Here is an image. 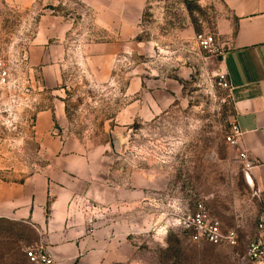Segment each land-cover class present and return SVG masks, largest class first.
<instances>
[{
    "label": "rangeland",
    "instance_id": "374dc122",
    "mask_svg": "<svg viewBox=\"0 0 264 264\" xmlns=\"http://www.w3.org/2000/svg\"><path fill=\"white\" fill-rule=\"evenodd\" d=\"M105 9L104 0H0V56L9 63L26 54L33 73L50 69L53 59L34 66L31 48L39 37L36 42L53 48L64 43L60 72L69 75L63 87L71 90V105L83 100L96 107L97 117L118 116L131 82L124 75H133L134 102L143 100L131 127L121 124L124 120L109 123L110 136L103 135V121L89 129L92 144H107L114 154L112 181L123 188L132 179L134 198L131 208H115L111 222L75 224L77 240H87L86 249L100 243V264H243L245 239L263 219L259 197L225 141L235 111L230 90L220 85L221 75H227L220 55L196 42L200 33H217L222 6L164 0L140 12L133 8L129 31L119 25V16L111 28ZM120 11L114 8L115 14ZM113 43L118 46L111 59L98 47ZM89 75L118 77L97 81ZM33 99L31 93L21 95L17 106L6 102L0 119L7 125L19 121L30 114ZM144 179L148 190L141 192ZM200 203L219 219L224 234L237 232V247L191 240L175 219ZM35 244L30 226L0 220V264H30L25 250Z\"/></svg>",
    "mask_w": 264,
    "mask_h": 264
},
{
    "label": "crops",
    "instance_id": "0c3cea01",
    "mask_svg": "<svg viewBox=\"0 0 264 264\" xmlns=\"http://www.w3.org/2000/svg\"><path fill=\"white\" fill-rule=\"evenodd\" d=\"M104 1L106 23L113 28L115 16H119V25L129 31L133 22L127 16H132L133 8L140 12L164 0ZM188 1H211L223 8L216 21L223 51L221 63L228 75L235 120L242 133L240 147L254 162L247 185L258 194L264 218V0ZM116 7L122 11L115 14ZM36 41L31 48L34 66L52 59L56 65L34 72L35 102L29 107L30 114L9 125L0 119V220L30 226L37 233V244L43 243L58 264H100V243L86 249L87 240H77L75 224L115 220L112 214L117 206L132 207L133 181L130 179L129 186L123 188L112 181L114 154L107 144L98 142L96 148L89 129L103 121V135L110 136L113 132L109 131V123L124 120L121 124L131 127L140 116L143 100L134 102L133 75H124L131 82L123 90L125 104L118 116L109 118L100 113L97 117L96 107H89L83 100L71 105V90L63 87L69 75L60 72L67 45L53 48L47 42ZM117 46L113 43L98 48L108 51L103 53L112 59ZM89 76L97 81L118 77ZM77 89L79 96H86L84 90ZM147 190L148 181L144 179L140 191ZM106 209L111 211L102 214Z\"/></svg>",
    "mask_w": 264,
    "mask_h": 264
},
{
    "label": "built area",
    "instance_id": "2783aa9c",
    "mask_svg": "<svg viewBox=\"0 0 264 264\" xmlns=\"http://www.w3.org/2000/svg\"><path fill=\"white\" fill-rule=\"evenodd\" d=\"M196 42L198 47L206 52L223 56L216 33H200L196 35ZM28 64L26 54L13 63H9L0 56V115L5 111L3 105L6 102L17 106L21 95L26 98L33 92L36 79ZM220 85L231 89L228 75H221ZM241 136L242 133L235 120L231 130L225 136V141L237 155L243 172L248 178V173L253 168L254 162L249 159L247 152L240 147ZM175 220L184 231L191 233V240L194 243L205 241L216 246H238L237 232L232 230L224 234L219 219L214 217L202 203L195 207L193 213L176 217ZM25 255L30 264H55L54 257L39 243L28 247L25 250ZM239 258L243 264H264V218L256 224L254 232L245 239V252Z\"/></svg>",
    "mask_w": 264,
    "mask_h": 264
},
{
    "label": "water",
    "instance_id": "95a60500",
    "mask_svg": "<svg viewBox=\"0 0 264 264\" xmlns=\"http://www.w3.org/2000/svg\"><path fill=\"white\" fill-rule=\"evenodd\" d=\"M219 60L222 61V57H220Z\"/></svg>",
    "mask_w": 264,
    "mask_h": 264
}]
</instances>
